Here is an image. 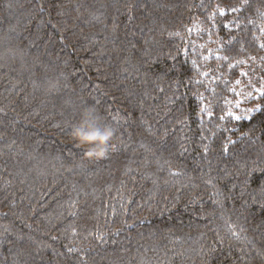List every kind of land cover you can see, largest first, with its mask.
<instances>
[{"label":"trees","instance_id":"obj_1","mask_svg":"<svg viewBox=\"0 0 264 264\" xmlns=\"http://www.w3.org/2000/svg\"><path fill=\"white\" fill-rule=\"evenodd\" d=\"M0 264H264V0H0Z\"/></svg>","mask_w":264,"mask_h":264},{"label":"clouds","instance_id":"obj_2","mask_svg":"<svg viewBox=\"0 0 264 264\" xmlns=\"http://www.w3.org/2000/svg\"><path fill=\"white\" fill-rule=\"evenodd\" d=\"M115 133L116 129L89 105L81 110L78 123L70 133V139L83 149L85 158L101 159L110 152Z\"/></svg>","mask_w":264,"mask_h":264},{"label":"snow or ice","instance_id":"obj_3","mask_svg":"<svg viewBox=\"0 0 264 264\" xmlns=\"http://www.w3.org/2000/svg\"><path fill=\"white\" fill-rule=\"evenodd\" d=\"M238 118V117H237Z\"/></svg>","mask_w":264,"mask_h":264}]
</instances>
